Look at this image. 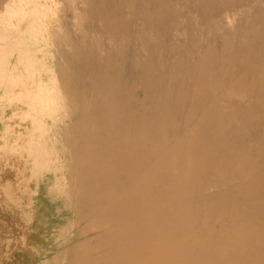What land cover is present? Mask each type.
I'll return each instance as SVG.
<instances>
[{"label": "bare ground", "instance_id": "1", "mask_svg": "<svg viewBox=\"0 0 264 264\" xmlns=\"http://www.w3.org/2000/svg\"><path fill=\"white\" fill-rule=\"evenodd\" d=\"M0 264H264V0H0Z\"/></svg>", "mask_w": 264, "mask_h": 264}]
</instances>
